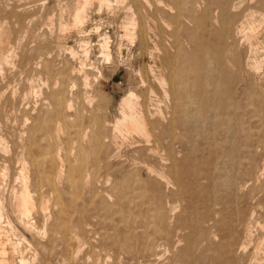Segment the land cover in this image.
<instances>
[{"label": "bare ground", "instance_id": "1", "mask_svg": "<svg viewBox=\"0 0 264 264\" xmlns=\"http://www.w3.org/2000/svg\"><path fill=\"white\" fill-rule=\"evenodd\" d=\"M0 264H264V0H0Z\"/></svg>", "mask_w": 264, "mask_h": 264}, {"label": "rangeland", "instance_id": "2", "mask_svg": "<svg viewBox=\"0 0 264 264\" xmlns=\"http://www.w3.org/2000/svg\"><path fill=\"white\" fill-rule=\"evenodd\" d=\"M107 19V18H106ZM106 19H104V23L102 22L101 25L102 27L106 25V23L109 22L106 21ZM105 24V25H104ZM115 36V38H114ZM111 42L110 44V50H111V55L112 58L114 59V65H108L106 66V64L103 62V58L101 57L100 51L98 49V46H93L91 49L92 53H91V58L93 61H95V65L98 66L102 72V77H103V81L106 82L104 83L102 80L99 84V86H97V89L100 92V103H101V110L98 111L100 113H104L105 117H107L108 120H112L111 118L116 115L117 111H116V100L117 98L127 92L128 90H134L137 94L140 95V97L143 94V91L141 89V87L138 89L139 85L137 84V62H138V55L136 54L137 52L133 49V48H128L126 49V46L124 44H122V47L120 46L121 50V54L118 55L116 53H118V51L120 49H118V47L116 46V41H118V35L114 34L111 35ZM95 38V42L97 41L96 37ZM116 39V40H115ZM115 40V41H113ZM94 42V43H95ZM93 44V43H92ZM115 44V45H114ZM114 46V47H113ZM116 47V48H115ZM114 50H113V49ZM125 48V49H124ZM129 49V51H128ZM132 49V51H131ZM97 50V51H96ZM127 50V51H126ZM123 51V52H122ZM131 52V53H129ZM115 53V54H114ZM93 54V55H92ZM98 54V55H97ZM131 54V55H130ZM99 56V57H98ZM116 56V57H115ZM118 56V57H117ZM98 57V58H96ZM120 57V58H119ZM96 58V59H95ZM100 58V59H99ZM117 60H116V59ZM95 59V60H94ZM99 60V61H98ZM101 60V61H100ZM131 61V62H130ZM98 62H100L98 64ZM120 62V63H119ZM129 62V63H128ZM133 62V63H132ZM104 63V64H103ZM123 63V64H121ZM127 63V64H126ZM101 64V65H100ZM129 64V65H128ZM133 64V65H132ZM100 65V66H99ZM104 65V66H103ZM116 65V66H115ZM106 66V67H105ZM126 66V67H125ZM115 67V68H114ZM117 67V68H116ZM119 67V68H118ZM113 68V69H112ZM127 68V69H126ZM134 68V69H132ZM109 69V70H108ZM111 69V70H110ZM114 70V71H113ZM116 70V71H115ZM133 72H132V71ZM113 74H112V72ZM130 71V72H129ZM136 71V72H135ZM135 72V73H134ZM111 73V75H110ZM130 75V76H129ZM106 76V77H105ZM114 77V78H113ZM110 79V80H109ZM133 79V80H132ZM136 79V80H135ZM108 81V83H107ZM112 81V82H111ZM103 82V83H102ZM102 85V87H101ZM130 85V86H129ZM135 88V89H134ZM107 111V112H106ZM111 115V116H110ZM109 117V118H108Z\"/></svg>", "mask_w": 264, "mask_h": 264}]
</instances>
